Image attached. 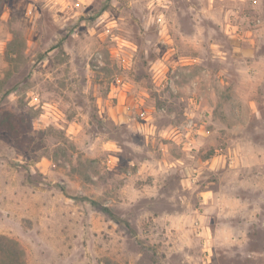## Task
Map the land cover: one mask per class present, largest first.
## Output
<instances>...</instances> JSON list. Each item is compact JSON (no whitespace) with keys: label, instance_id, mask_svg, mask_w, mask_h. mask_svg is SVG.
<instances>
[{"label":"rangeland","instance_id":"rangeland-1","mask_svg":"<svg viewBox=\"0 0 264 264\" xmlns=\"http://www.w3.org/2000/svg\"><path fill=\"white\" fill-rule=\"evenodd\" d=\"M0 237L264 264V0H0Z\"/></svg>","mask_w":264,"mask_h":264},{"label":"trees","instance_id":"trees-1","mask_svg":"<svg viewBox=\"0 0 264 264\" xmlns=\"http://www.w3.org/2000/svg\"><path fill=\"white\" fill-rule=\"evenodd\" d=\"M23 255L17 242L0 237V264H24Z\"/></svg>","mask_w":264,"mask_h":264}]
</instances>
